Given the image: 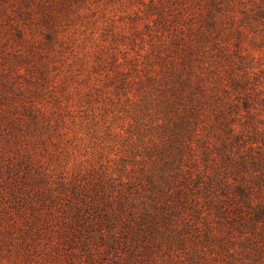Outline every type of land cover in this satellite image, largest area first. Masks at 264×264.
Listing matches in <instances>:
<instances>
[{
  "label": "trees",
  "instance_id": "obj_1",
  "mask_svg": "<svg viewBox=\"0 0 264 264\" xmlns=\"http://www.w3.org/2000/svg\"><path fill=\"white\" fill-rule=\"evenodd\" d=\"M0 264H264V0H0Z\"/></svg>",
  "mask_w": 264,
  "mask_h": 264
},
{
  "label": "rangeland",
  "instance_id": "obj_2",
  "mask_svg": "<svg viewBox=\"0 0 264 264\" xmlns=\"http://www.w3.org/2000/svg\"><path fill=\"white\" fill-rule=\"evenodd\" d=\"M108 139V138H107ZM109 141V140H108ZM113 143H116V141H113ZM73 146V145H72ZM55 157L57 158V160L59 161L60 159H63V158H66L69 160V165L70 166H73L75 165L76 163H80V161H83L84 162V165L83 167H85L87 165L86 161L82 159L83 155H82V152L81 150H78V151H75L73 153H70V154H60L59 153V150H56L55 151ZM110 157L113 158V155L110 154ZM112 166V165H111Z\"/></svg>",
  "mask_w": 264,
  "mask_h": 264
}]
</instances>
